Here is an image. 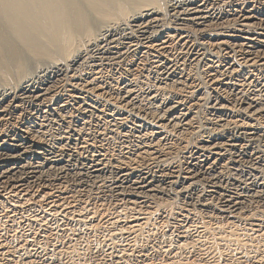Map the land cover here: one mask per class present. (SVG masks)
Returning <instances> with one entry per match:
<instances>
[{"label":"bare ground","instance_id":"obj_1","mask_svg":"<svg viewBox=\"0 0 264 264\" xmlns=\"http://www.w3.org/2000/svg\"><path fill=\"white\" fill-rule=\"evenodd\" d=\"M155 260L264 264V0H0V264Z\"/></svg>","mask_w":264,"mask_h":264},{"label":"rangeland","instance_id":"obj_2","mask_svg":"<svg viewBox=\"0 0 264 264\" xmlns=\"http://www.w3.org/2000/svg\"><path fill=\"white\" fill-rule=\"evenodd\" d=\"M111 66V65H110ZM113 72L114 73H116V70L115 71H112L111 70V67H110V69H109V72H108V74H107V78H109L110 77V75L111 74H113ZM111 73V74H110ZM91 125H96V123L93 121V123L91 122ZM99 125V124H98ZM92 128H93V126H92ZM90 132V131H89ZM91 133V132H90ZM89 133V134H90ZM89 139L90 140H92V137L91 136H89ZM98 140V139H97ZM93 142V141H92ZM23 213H17V217H18V220L19 221H21V223H19V227L21 228V226H22V231L24 230L25 232H32L33 231V229H35L36 228V225H31L30 224V220L29 219H31L33 216V212H31V210L30 211H26V213H25V210L24 211H22ZM28 217V218H27ZM23 219V220H21V219ZM28 220V221H27ZM71 220V219H70ZM69 220V221H70ZM26 222V223H25ZM24 223V224H23ZM27 224V225H26ZM30 224V225H29ZM59 224H62V222L61 221H59ZM72 224H74V222L72 223ZM16 226H18V223H16L15 224ZM54 225V224H53ZM71 225V224H70ZM70 225H68V226H70ZM31 226V227H30ZM56 226V225H55ZM73 226V225H72ZM35 227V228H34ZM29 230V231H28ZM162 262V261H161ZM158 263H160V262H158V260H155V263L154 264H158Z\"/></svg>","mask_w":264,"mask_h":264}]
</instances>
